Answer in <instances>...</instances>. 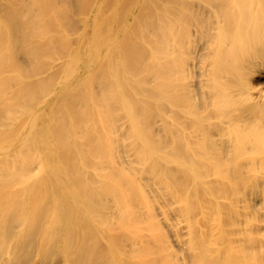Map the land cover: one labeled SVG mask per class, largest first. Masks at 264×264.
I'll return each mask as SVG.
<instances>
[{
    "label": "bare ground",
    "instance_id": "1",
    "mask_svg": "<svg viewBox=\"0 0 264 264\" xmlns=\"http://www.w3.org/2000/svg\"><path fill=\"white\" fill-rule=\"evenodd\" d=\"M0 264H264V0H0Z\"/></svg>",
    "mask_w": 264,
    "mask_h": 264
}]
</instances>
